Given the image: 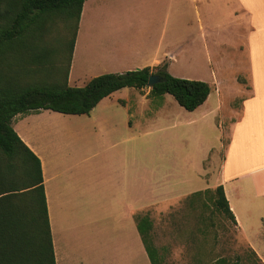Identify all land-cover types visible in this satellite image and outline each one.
I'll list each match as a JSON object with an SVG mask.
<instances>
[{
  "label": "crops",
  "instance_id": "0c3cea01",
  "mask_svg": "<svg viewBox=\"0 0 264 264\" xmlns=\"http://www.w3.org/2000/svg\"><path fill=\"white\" fill-rule=\"evenodd\" d=\"M100 1L84 3L70 86L83 87L103 74L153 68L175 60V45L166 40L176 17L171 10L157 8L150 13L149 24H139L142 37L132 47L125 34L109 44H95L97 29L108 30L120 20L115 14L117 0H105L103 23L87 22L86 5L93 9ZM138 1L151 2V8L182 7L188 38L200 40L205 61L217 64L210 95L215 90L218 101L205 112L204 120L209 128L219 130L220 143L224 134L228 142L216 166L206 169L211 157L204 160L197 176L205 187L191 192L209 189L207 176L215 178V188H224L239 238L264 262V0H191L193 13L186 0ZM152 23L163 28L154 42L143 34L153 29ZM130 24L128 19L122 26ZM101 49L113 53L112 57L86 64V57L89 60ZM240 75L247 79L246 88L239 82ZM229 89L234 91L230 98L223 95ZM132 91H138L140 98L125 96ZM149 93L150 88H123L104 98L89 115L41 110L12 119L14 130L42 164L56 264H151L137 227L145 210L144 122L165 114L163 101ZM210 95L200 107L209 102ZM240 95V111L236 112L231 102ZM207 150L211 156L214 148ZM159 183L157 177L153 181L157 190ZM160 250L165 253V248Z\"/></svg>",
  "mask_w": 264,
  "mask_h": 264
},
{
  "label": "rangeland",
  "instance_id": "374dc122",
  "mask_svg": "<svg viewBox=\"0 0 264 264\" xmlns=\"http://www.w3.org/2000/svg\"><path fill=\"white\" fill-rule=\"evenodd\" d=\"M89 2L95 3L94 1ZM117 2L115 14L120 20L108 27V30L97 29L95 44L102 41L104 44H109L123 38L125 34L129 40H132L129 42V46L132 47L135 45L134 40L138 41L142 37V28L139 24H149L150 13L157 8L162 11L171 10L176 17L171 22L174 25L166 32V40L169 44L175 45V60L172 63H164L167 64V72L177 78L204 81L212 89L214 88L215 74L218 71L217 64L205 61L203 43L200 40L188 38L187 32L184 31L182 7L169 8L161 5L151 8V2L144 4L138 0H117ZM176 2L178 3V0ZM97 4L98 7L93 9L86 5L84 10L87 22L91 19V24L94 23V25L102 24L103 16L107 15L104 11L105 0ZM186 5L193 13L194 5L191 0H186ZM128 19L131 20V24L122 26ZM63 21L64 19L60 17L54 25H51L54 29L50 36L56 34L57 26L62 28ZM151 25L153 29L145 30L143 34L145 37L149 34L151 41L154 42L161 37L163 28L161 29L155 23ZM75 32L74 22H71L63 26V29L59 30L56 37L50 41L49 47L55 50H50L53 54L43 62L45 69L48 64L47 73L49 75L67 77ZM122 51L127 50L123 48ZM112 55L113 53L107 49H101L100 53L90 56L91 60H88L89 56H87L86 64L88 62L91 64L94 59L98 58L108 59ZM195 59L197 61H194ZM55 61L57 67L50 68L49 63ZM229 77H232L231 74ZM24 81L30 82L31 80L25 79ZM239 82L244 88L247 87V79L244 75L239 76ZM136 92L138 91H132L125 96H132L134 99L137 94H140ZM233 92L229 89L223 92V95L230 98ZM210 96L205 106L193 112L185 110L169 94L165 95V99L162 96H154L157 100L163 101L165 115L164 118L162 116H156L153 119L146 118L144 122V217H149L153 223L151 242L159 248L160 264H235L238 261L240 264H264L248 245L241 241L231 219L224 212L215 209L213 204L217 196L215 178L211 179L207 176L209 189L201 191L198 195L191 192L195 188L205 187V183L197 176L198 172L204 169V160L211 157L209 163L205 165L206 169H209L211 164L216 166L222 161L223 149L228 142L227 135L224 134L222 143H220L219 130L209 128L205 123L204 118L207 119L204 116L205 112L215 107L218 101V94L215 90ZM227 97L224 98V102ZM241 99L240 95L231 102L236 112L240 111ZM229 123H231V118L227 119V126ZM191 124L194 125L190 127ZM211 146L214 150L210 156V151L207 149ZM157 177L160 190H157L156 185L153 184ZM16 239H23V254L25 253V257L29 259L31 239L29 240L27 234L14 236V240ZM11 246L14 247L13 240ZM160 248H165V253ZM42 251L41 264H51L46 242H43ZM173 251L175 253L167 257V254ZM145 258L147 261V257ZM24 264H30V261L27 260Z\"/></svg>",
  "mask_w": 264,
  "mask_h": 264
},
{
  "label": "trees",
  "instance_id": "16d2710c",
  "mask_svg": "<svg viewBox=\"0 0 264 264\" xmlns=\"http://www.w3.org/2000/svg\"><path fill=\"white\" fill-rule=\"evenodd\" d=\"M86 1L0 0V264H24L27 260L41 264L43 242L47 243L51 264H56L42 164L14 130L12 119L16 115L41 110L89 115L104 98L123 88H150L149 96L153 97L169 94L193 112L211 94L208 83L174 77L167 72V64L103 74L83 87L70 86L71 62ZM60 17L63 26L74 22L76 31L66 78L49 75L48 64L43 67L44 60L53 54L50 50H55L49 47L50 41L63 29L57 26L56 34L50 36L54 29L51 25ZM49 66L56 68L57 62ZM153 75L161 82L149 87ZM215 192V209L236 223L223 186ZM137 227L151 264H160L159 250L151 242L152 221L147 216L139 218ZM20 234L31 239L29 259L23 254V239L14 240Z\"/></svg>",
  "mask_w": 264,
  "mask_h": 264
},
{
  "label": "water",
  "instance_id": "95a60500",
  "mask_svg": "<svg viewBox=\"0 0 264 264\" xmlns=\"http://www.w3.org/2000/svg\"><path fill=\"white\" fill-rule=\"evenodd\" d=\"M161 80L159 79V77L157 75H153L149 78V83L148 86L152 87L153 85L160 83Z\"/></svg>",
  "mask_w": 264,
  "mask_h": 264
},
{
  "label": "bare ground",
  "instance_id": "6f19581e",
  "mask_svg": "<svg viewBox=\"0 0 264 264\" xmlns=\"http://www.w3.org/2000/svg\"><path fill=\"white\" fill-rule=\"evenodd\" d=\"M89 60H91V59L89 58Z\"/></svg>",
  "mask_w": 264,
  "mask_h": 264
}]
</instances>
